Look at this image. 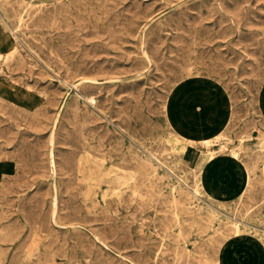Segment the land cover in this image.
I'll return each mask as SVG.
<instances>
[{
    "label": "rangeland",
    "instance_id": "374dc122",
    "mask_svg": "<svg viewBox=\"0 0 264 264\" xmlns=\"http://www.w3.org/2000/svg\"><path fill=\"white\" fill-rule=\"evenodd\" d=\"M0 11V264H229L234 248L264 249V0ZM173 96L183 134L219 139L181 137Z\"/></svg>",
    "mask_w": 264,
    "mask_h": 264
},
{
    "label": "bare ground",
    "instance_id": "6f19581e",
    "mask_svg": "<svg viewBox=\"0 0 264 264\" xmlns=\"http://www.w3.org/2000/svg\"><path fill=\"white\" fill-rule=\"evenodd\" d=\"M2 1V0H1ZM68 1H70V0H68ZM223 1V0H222ZM226 1V0H225ZM91 2V1H90ZM26 3V2H25ZM29 3V2H28ZM55 3V2H54ZM60 3V2H59ZM97 3V2H96ZM13 4V3H12ZM26 5V4H25ZM59 5H61V4H59ZM64 5V4H63ZM104 5V4H103ZM41 6V5H40ZM47 6V5H46ZM50 6V5H49ZM62 6V5H61ZM102 6V5H101ZM30 7V6H29ZM28 7V8H29ZM225 7V6H224ZM2 8V7H1ZM11 8H13V7H11ZM27 8V9H28ZM220 8H222V7H220ZM7 9V8H6ZM54 9V8H53ZM8 10H10V9H8ZM8 10H7V12H8ZM23 10V9H22ZM52 9H50V11H51ZM56 10H57V7H56ZM222 10H226V9H222ZM4 11V10H3ZM31 11H32V9H31ZM49 11V10H48ZM55 11V10H54ZM1 12V11H0ZM46 12V11H45ZM57 12V11H56ZM29 13V12H28ZM27 13V14H28ZM32 13V12H31ZM34 13V12H33ZM36 13V12H35ZM40 13V12H39ZM11 14V13H10ZM52 14V13H51ZM14 15V14H13ZM16 15V14H15ZM30 15V14H29ZM47 16V14H44V16ZM49 16V15H48ZM57 16V15H56ZM59 16V15H58ZM98 16V15H97ZM21 17V16H20ZM26 17V16H25ZM39 17V16H38ZM31 18V17H30ZM48 18V17H47ZM228 18V17H227ZM226 18V19H227ZM16 18H14V20H15ZM54 19V18H53ZM65 19V18H64ZM225 19V18H224ZM33 20V19H32ZM236 20V19H235ZM18 21V20H17ZM37 21V20H36ZM10 22V21H9ZM25 22H26V20H25ZM55 22V21H54ZM11 23V22H10ZM23 23V22H22ZM37 23H38V21H37ZM3 24V23H2ZM27 24V23H26ZM29 24V23H28ZM31 24H33V23H31ZM40 24V23H39ZM42 24V23H41ZM50 24H51V22H50ZM6 25V24H5ZM20 25H21V23H20ZM12 26V25H11ZM19 26V25H18ZM44 26V25H43ZM101 26V25H100ZM6 27V26H5ZM102 27V26H101ZM138 27V26H137ZM33 28V27H32ZM53 28V27H52ZM194 28V27H193ZM31 29V28H30ZM121 29V28H120ZM124 29V28H123ZM132 29V28H131ZM134 29V28H133ZM239 29V28H238ZM12 30H13V28H12ZM17 30V29H16ZM113 30V29H112ZM136 29H134V31H135ZM195 30V29H194ZM235 30V29H234ZM18 31V30H17ZM22 31V30H21ZM117 31V30H116ZM129 31V30H128ZM133 31V30H132ZM112 32V31H111ZM118 32H120V31H118ZM130 32V31H129ZM264 32V31H263ZM40 33V32H39ZM197 33V32H196ZM195 33V34H196ZM237 33H238V31H237ZM240 33V32H239ZM133 34V33H132ZM194 34V33H193ZM119 35V34H118ZM182 35H184V33L182 34ZM242 35V34H241ZM121 36V35H120ZM187 36V35H186ZM36 37V36H35ZM151 37V36H150ZM202 37H203V35H202ZM19 38V37H18ZM22 38H24V37H22ZM27 38V37H26ZM195 38V37H194ZM43 39V38H42ZM118 39V38H117ZM121 39V38H120ZM153 39V38H152ZM56 40V39H55ZM116 40V39H115ZM196 40V39H195ZM22 41V40H21ZM41 41V40H40ZM114 41V40H113ZM147 41V40H146ZM36 42V41H35ZM46 42V41H45ZM44 42V43H45ZM148 42H150L149 40H148ZM29 43H31V42H29ZM151 43V42H150ZM31 45V44H30ZM43 45V44H42ZM17 47V46H16ZM35 49V48H34ZM52 49V48H51ZM188 49V48H187ZM53 50V49H52ZM41 51V50H40ZM39 51V52H40ZM56 51V50H55ZM188 51H189V49H188ZM12 52V51H11ZM16 52V51H15ZM57 53V52H56ZM156 53V52H155ZM189 53H190V51H189ZM47 54V53H46ZM50 54V53H49ZM54 54V53H53ZM188 54V53H187ZM17 55V54H16ZM152 55V54H151ZM0 56H1V52H0ZM54 56V55H53ZM186 56V55H185ZM2 57H4V56H2ZM19 57V56H18ZM17 57V58H18ZM61 58V57H60ZM183 58H184V56H183ZM201 58H203V57H201ZM65 59V58H64ZM67 59V58H66ZM185 59V58H184ZM187 59V58H186ZM188 59H189V57H188ZM187 59V60H188ZM46 60V59H45ZM63 60V59H62ZM177 60V59H176ZM68 61V60H67ZM178 61V60H177ZM20 62V61H19ZM19 62L17 63V65L19 64ZM58 62V61H57ZM183 62V61H182ZM137 64V63H136ZM135 64V65H136ZM140 64V63H139ZM189 64V63H188ZM207 64V63H206ZM22 65V64H21ZM79 65V64H78ZM141 65V64H140ZM179 65V64H178ZM184 65V64H183ZM187 65V64H186ZM258 65V64H257ZM4 66V65H3ZM19 66H20V64H19ZM173 66V65H172ZM176 67H177V65H175ZM180 66V65H179ZM59 67V66H58ZM76 67V66H75ZM74 67V68H75ZM182 67V66H181ZM259 67V66H258ZM73 68V67H72ZM81 68V67H80ZM204 68V67H203ZM65 69V68H64ZM70 69V68H69ZM142 69H143V67H142ZM263 69V68H262ZM74 70V69H73ZM178 70V69H177ZM179 70H180V68H179ZM261 70V69H260ZM66 71V70H65ZM166 71V70H165ZM81 72V71H80ZM175 72H177V71H175ZM258 72V71H257ZM256 72V73H257ZM262 72V71H261ZM179 73H181V72H179ZM189 73H191V72H189ZM212 73V72H211ZM73 74V73H72ZM168 75V74H167ZM171 75V74H170ZM181 75V74H180ZM258 75V74H257ZM259 76V75H258ZM261 77V76H260ZM263 79V78H262ZM166 81H167V79H166ZM169 81V80H168ZM177 81V80H176ZM218 81H220V80H218ZM258 81H259V79H258ZM170 82V81H169ZM261 82V81H260ZM225 85V84H224ZM164 87V86H163ZM231 87V86H230ZM164 89V88H163ZM45 90V89H44ZM185 91H186V89H184ZM232 90V89H231ZM163 93V92H162ZM166 93V92H165ZM77 96V95H76ZM164 96V95H163ZM46 97V96H45ZM238 98V97H237ZM46 99V98H45ZM178 96H173L171 99H169V102H168V107H167V113H168V120L173 124V126L175 127V129H176V131H177V133L181 136V137H183L186 141H188V142H190L191 143V141H194V140H198L199 142H201L202 144H204L205 146L206 145H208L209 143H213V142H215V141H217L218 139H219V135L221 134V131H219L218 130V127L216 126V128H214V130H213V132L211 133V134H208V135H203V136H200V137H188V136H186L188 133H190V131L188 130V129H186V128H184V129H186V130H184V131H186L187 132V134L186 133H182V131H181V128H183V126L181 125V120H179L178 118H176L175 117V106L176 105H179L178 103H176L177 101H178ZM234 99V98H233ZM85 100H87V99H85ZM192 101H193V103H194V106L196 107V108H202L203 106H206L207 105V103H205L204 101H203V99H202V97L201 96H194V97H192ZM236 101V100H235ZM4 102V101H3ZM161 102V101H160ZM234 102V101H233ZM232 103V102H231ZM237 103V102H236ZM0 105H2V104H0ZM5 105V104H4ZM3 105V106H4ZM7 106H8V104H7ZM12 106V105H11ZM37 107V106H36ZM44 107V106H43ZM163 107V106H162ZM84 108V107H83ZM234 108V107H233ZM71 109H73V108H71ZM22 110V109H21ZM235 110V109H234ZM233 110V111H234ZM232 111V112H233ZM25 112V111H24ZM19 113H21V112H19ZM33 113V112H32ZM91 114V113H90ZM160 114V113H159ZM32 115V114H31ZM13 116V115H12ZM25 116V115H24ZM27 116V115H26ZM69 116H71V115H69ZM75 116V115H74ZM129 116V115H128ZM14 117V116H13ZM163 117H164V115H163ZM16 118V117H15ZM18 118V117H17ZM32 118V117H31ZM231 118V117H230ZM29 119V118H28ZM41 119V118H40ZM77 119H78V117H77ZM95 119V118H94ZM125 119V118H124ZM136 119H137V117H136ZM32 120H33V118H32ZM71 120V119H70ZM76 120V119H75ZM128 120V119H127ZM126 120V121H127ZM31 121V120H30ZM83 121V120H82ZM129 121V120H128ZM127 121V122H128ZM165 121V120H164ZM232 121V120H231ZM85 122V121H84ZM130 123V122H129ZM81 124V123H80ZM84 125V124H83ZM82 125V126H83ZM86 125V124H85ZM227 125V124H226ZM122 126V125H121ZM159 126H160V124H159ZM88 127V126H87ZM75 128V127H74ZM131 128V127H130ZM159 128V127H158ZM161 128V127H160ZM69 129V128H68ZM79 129V128H78ZM76 130V129H75ZM87 130V129H86ZM247 130V129H246ZM78 131V130H77ZM77 131H75V132H77ZM79 131H81V130H79ZM115 131V130H114ZM113 131V132H114ZM137 131V130H136ZM169 131V130H168ZM96 133H97V131H95ZM100 132H101V130H100ZM107 132V131H106ZM152 132V131H151ZM7 133V132H6ZM104 133H105V131H104ZM3 134V133H2ZM68 134V133H67ZM72 134V133H71ZM99 134V133H98ZM118 134V133H117ZM150 134V133H149ZM260 134V133H259ZM66 135V134H65ZM139 135V134H138ZM178 135V136H179ZM225 135V134H224ZM262 135V134H261ZM75 136V135H74ZM74 136H72V137H74ZM113 136V135H112ZM136 136H137V134H136ZM258 136V135H257ZM97 137V136H96ZM141 137H142V135H141ZM143 137H144V135H143ZM177 137V136H176ZM180 137V138H181ZM262 137V136H261ZM98 138V137H97ZM131 138V137H130ZM223 138V137H222ZM161 139V138H160ZM182 139V138H181ZM97 140H99V138L97 139ZM134 140V139H133ZM122 141V140H121ZM159 141V140H158ZM230 141V140H229ZM80 142V141H79ZM160 142V141H159ZM162 142V141H161ZM24 143V142H23ZM77 143V142H76ZM102 144V143H101ZM115 144V143H114ZM139 144V143H138ZM201 144V145H202ZM218 144V143H217ZM4 145V144H3ZM84 145V144H83ZM94 145V144H93ZM137 145V144H136ZM159 145V144H158ZM200 145V144H199ZM99 146V145H98ZM109 146V145H108ZM111 146V145H110ZM166 146V145H165ZM2 147V146H1ZM76 147H78V146H76ZM132 147V146H131ZM142 147V146H141ZM152 147V146H151ZM92 148V147H91ZM104 148V147H103ZM111 148V147H110ZM159 148V147H158ZM207 148V147H206ZM88 149H90V147H88ZM145 149V148H144ZM154 149V148H153ZM21 150V149H20ZM101 150V149H100ZM104 150V149H103ZM107 150V149H106ZM117 150V149H116ZM156 150V149H155ZM219 150V149H218ZM119 151V150H118ZM137 151V150H136ZM141 151H142V149H141ZM153 151V150H152ZM157 151V150H156ZM158 151H160V150H158ZM206 151V150H205ZM256 151V150H255ZM254 151V152H255ZM2 152V151H1ZM21 152V151H20ZM94 152V151H93ZM96 152V151H95ZM257 152V151H256ZM99 153V152H98ZM137 153H139V152H137ZM145 153V152H144ZM166 153V152H165ZM231 153H232V157L234 158V159H237L238 158V152H235V151H231ZM76 154V153H75ZM96 154V153H95ZM120 154V153H119ZM149 154V153H148ZM159 154V153H158ZM11 155V154H10ZM16 155V154H15ZM88 155V154H87ZM97 155V154H96ZM117 155V154H116ZM125 155V154H124ZM128 155V154H127ZM9 156V155H8ZM139 155H137V157H138ZM142 156V155H141ZM149 156V155H148ZM254 156H256V155H254ZM13 157V156H12ZM11 157V158H12ZM48 158H49V156H47ZM164 157H166V156H164ZM164 157H163V159H164ZM210 157H212V155L210 156ZM117 158V157H116ZM179 158V157H178ZM74 159V158H73ZM72 159V160H73ZM138 159V158H137ZM153 159V158H152ZM151 159V160H152ZM198 159V158H197ZM254 159H255V157H254ZM2 160V159H1ZM24 160V159H23ZM25 160H27V159H25ZM53 160V159H52ZM77 160V159H76ZM75 160V161H76ZM89 160V159H88ZM95 160V159H94ZM115 160V159H114ZM127 160V159H126ZM142 160V159H141ZM169 160V159H168ZM176 160V159H175ZM48 161V160H47ZM111 161V160H110ZM124 161V160H123ZM139 161V160H138ZM247 161V160H246ZM31 162V161H30ZM78 162V161H77ZM127 162V161H126ZM164 162V161H163ZM168 162V161H167ZM16 163V162H15ZM48 163H51V161L50 162H47L46 164H48ZM61 163V162H60ZM100 163V162H99ZM123 163V162H122ZM149 163V162H148ZM67 164V163H66ZM73 164V163H72ZM75 164H76V162H75ZM78 164V163H77ZM117 163H115V165H116ZM143 164H144V162H143ZM165 164V163H164ZM18 165V164H17ZM155 165V164H154ZM166 165H167V163H166ZM179 165V164H178ZM65 166V165H64ZM120 166V165H119ZM151 166V165H150ZM185 166V165H184ZM252 166V165H251ZM55 167V166H54ZM132 167V166H131ZM61 168H62V165H61ZM75 168V167H74ZM83 168V167H82ZM114 168V167H113ZM180 168V167H179ZM178 168V169H179ZM185 168V167H184ZM193 168V167H192ZM49 169V168H48ZM93 169H95V168H93ZM155 169V168H154ZM170 169V168H169ZM173 169V168H172ZM194 169V168H193ZM249 169V168H248ZM56 170V169H55ZM69 170V169H68ZM139 170V169H138ZM174 170V169H173ZM190 170V169H189ZM192 170V169H191ZM197 170V169H196ZM37 171V170H36ZM75 171V170H74ZM121 171V170H120ZM143 171V170H142ZM178 171V170H177ZM181 171V170H180ZM33 172H34V169H33ZM49 172V171H48ZM260 172V171H259ZM81 173V172H80ZM86 173H87V171H86ZM88 174V173H87ZM15 175V174H14ZM89 175V174H88ZM129 175V174H128ZM138 175V174H137ZM168 175V174H167ZM167 175L165 176V177H167ZM188 175V174H187ZM12 176V175H11ZM76 176H77V174H76ZM75 176V177H76ZM81 176V175H80ZM115 176V175H114ZM176 176V175H175ZM197 176V175H196ZM17 177V176H16ZM139 177V176H138ZM162 177V176H161ZM160 177V178H161ZM182 177V176H181ZM73 178V177H72ZM193 178V177H192ZM11 179V178H10ZM18 179V178H17ZM138 179V178H137ZM178 179V178H177ZM198 179V178H197ZM2 180V179H1ZM7 180H9V179H7ZM73 180H74V178H73ZM82 180V179H81ZM106 180V179H105ZM139 180V179H138ZM196 180V179H195ZM122 181V180H121ZM140 181V180H139ZM186 181V180H185ZM200 181V180H199ZM5 182V181H4ZM81 182V181H80ZM106 182V181H105ZM109 182V181H108ZM112 182V181H111ZM123 182V181H122ZM128 182V181H127ZM24 183V182H23ZM195 183V182H194ZM71 184V183H70ZM74 184V183H73ZM86 184V183H85ZM19 185V184H18ZM187 185V184H186ZM259 185V184H258ZM28 186V185H27ZM165 186V185H164ZM178 186V185H177ZM194 186H195V184H194ZM25 187V186H24ZM185 187V186H184ZM8 188V187H7ZM165 189V188H164ZM186 189V188H185ZM251 189V188H250ZM184 191V190H183ZM259 191H260V189H259ZM1 192V191H0ZM181 193H182V191H180ZM257 192V191H256ZM78 193V192H77ZM83 193V192H82ZM151 193V192H150ZM170 193H172V191L170 192ZM131 194V193H130ZM146 194V193H145ZM148 194V193H147ZM152 194V193H151ZM154 194V193H153ZM198 194V193H197ZM4 195V194H3ZM84 195V194H83ZM139 195V194H138ZM167 195V194H166ZM76 196V195H75ZM133 196V195H132ZM150 196V195H149ZM158 196V195H157ZM251 196V195H250ZM114 197V196H113ZM166 197V196H165ZM156 198V197H155ZM252 198V197H251ZM85 199V198H84ZM152 199H154V198H152ZM163 199V198H162ZM167 199V198H166ZM156 200V199H155ZM172 200V199H171ZM77 201V200H76ZM140 201V200H139ZM157 201V200H156ZM197 201V200H196ZM211 201V200H210ZM79 202V201H78ZM159 202H161V201H159ZM72 203V202H71ZM74 203V202H73ZM114 203H116V202H114ZM131 203V202H130ZM155 203V202H154ZM212 203V202H211ZM128 204V203H127ZM157 204H159L158 202H157ZM192 204V203H191ZM76 205V204H75ZM129 205V204H128ZM217 205V204H216ZM54 206V205H53ZM125 206V205H124ZM68 207H69V205H68ZM72 207V206H71ZM79 207V206H78ZM151 207V206H150ZM178 207H179V204H178ZM218 207V206H217ZM248 207H249V205H248ZM76 208H77V206H76ZM116 208V207H115ZM181 208V207H180ZM185 208V207H184ZM80 209V208H79ZM78 209V210H79ZM186 209V208H185ZM84 210V209H83ZM142 210V209H141ZM77 211V210H76ZM88 211V210H87ZM168 211V210H167ZM187 211V210H186ZM78 212V211H77ZM139 212V211H138ZM70 213H71V211H70ZM113 213V212H112ZM173 213V212H172ZM213 213H214V211H213ZM78 214V213H77ZM3 215V214H2ZM40 215V214H39ZM87 215V214H86ZM95 215V214H94ZM110 215V214H109ZM129 215V214H128ZM73 216H74V214H73ZM240 216V215H239ZM107 217V216H106ZM219 217V216H218ZM43 218H44V215H43ZM81 218V217H80ZM83 218V217H82ZM88 218V217H87ZM115 218V217H114ZM174 218V217H173ZM216 218V217H215ZM242 218V217H241ZM91 219V218H90ZM45 220V219H44ZM92 220V219H91ZM91 220H89V221H91ZM104 220V219H103ZM197 220H198V218H197ZM48 221V220H47ZM79 221V220H78ZM85 221V220H84ZM107 221V220H106ZM109 221V220H108ZM142 221V220H141ZM83 222V221H82ZM150 222V221H149ZM201 222V221H200ZM221 222V221H220ZM231 222V221H230ZM47 223V222H46ZM128 223V222H127ZM126 223V224H127ZM168 223V222H167ZM204 223V222H203ZM235 223V222H234ZM108 224V223H107ZM130 224V223H129ZM218 224V223H217ZM30 225V224H29ZM36 226V225H35ZM126 226V225H125ZM230 226V225H229ZM234 226V225H233ZM44 227V226H43ZM235 227V226H234ZM10 229V228H9ZM8 229V230H9ZM48 229H49V227H48ZM124 229V228H123ZM224 229V228H223ZM236 229V228H235ZM241 229H242V227H241ZM2 230H4V229H2ZM51 230H53V229H51ZM117 230H119V229H117ZM179 230V229H178ZM212 230V229H211ZM47 231V230H46ZM54 231V230H53ZM125 231V230H124ZM213 231V230H212ZM236 231V230H235ZM117 232V231H116ZM1 233V232H0ZM243 233V232H242ZM54 234V233H53ZM52 234V235H53ZM56 234V233H55ZM108 235V234H107ZM178 235V234H177ZM261 235V234H260ZM2 236H4V234L2 235ZM15 236V235H14ZM13 236V237H14ZM29 236H31L30 234H29ZM156 236V235H155ZM178 236H180V235H178ZM8 237L9 236H7V239H8ZM48 237H49V235H48ZM52 237V236H51ZM0 238H5V237H0ZM176 238V237H175ZM257 238V237H256ZM61 239V238H60ZM262 239H263V237H262ZM222 240V239H221ZM28 241V240H27ZM175 242V241H174ZM29 243V242H28ZM28 243H26V245L28 244ZM49 243H52V242H49ZM59 243V242H58ZM166 244V243H165ZM221 244V243H220ZM29 245V244H28ZM27 245V246H28ZM32 245V244H31ZM60 245H62V243L60 244ZM49 247H50V244H49ZM83 247V246H82ZM164 247V246H163ZM181 248V247H180ZM48 249V248H47ZM182 249V248H181ZM181 249H179V250H181ZM184 249V248H183ZM23 251V250H22ZM34 251V250H33ZM45 251H46V249H45ZM57 251V250H56ZM85 251V250H84ZM83 251V252H84ZM186 251H187V249H186ZM58 252V251H57ZM89 252V251H88ZM54 253V252H53ZM163 253V252H162ZM186 253V252H185ZM36 254V253H35ZM58 254V253H57ZM156 254V253H155ZM37 255V254H36ZM48 255V254H47ZM52 255V254H51ZM69 255V254H68ZM185 255V254H184ZM183 255V256H184ZM187 255V254H186ZM44 256H46V255H44ZM57 256V255H56ZM84 256V255H83ZM88 256V255H87ZM98 256V255H97ZM174 256V255H173ZM180 256V255H179ZM210 256V255H209ZM36 257V256H35ZM59 257V256H58ZM64 257V256H63ZM94 257V256H93ZM175 257V256H174ZM165 258V257H164ZM183 258V257H182ZM187 258V257H186ZM194 258V257H193ZM172 259V258H171ZM180 259H181V257H180ZM179 259V260H180ZM185 259V258H184ZM198 259V258H197ZM44 260V259H43ZM47 260V259H46ZM52 260V259H51ZM50 261V260H49ZM153 261V260H152ZM192 261V260H191ZM194 261V260H193ZM46 262V261H45ZM39 263H40V261H39ZM50 263V262H49ZM79 263V262H78ZM77 263V264H78ZM176 263V262H175ZM174 263V264H175ZM178 263V262H177ZM193 263V262H192ZM153 264H154V262H153ZM160 264V263H159ZM173 264V263H172ZM199 264V263H198ZM221 264H223V262H221ZM235 264V263H234Z\"/></svg>",
    "mask_w": 264,
    "mask_h": 264
},
{
    "label": "crops",
    "instance_id": "0c3cea01",
    "mask_svg": "<svg viewBox=\"0 0 264 264\" xmlns=\"http://www.w3.org/2000/svg\"><path fill=\"white\" fill-rule=\"evenodd\" d=\"M228 103H225V108L227 111V105ZM224 108L221 109L223 111ZM253 246H245L243 248L244 253H240V250H237V248H234L232 251V256L230 257L229 264H264V249H261L260 247H254ZM223 264H225L223 262Z\"/></svg>",
    "mask_w": 264,
    "mask_h": 264
}]
</instances>
